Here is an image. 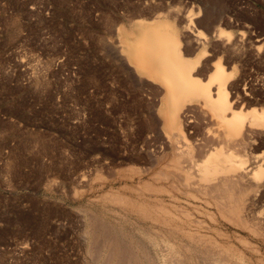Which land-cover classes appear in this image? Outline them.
I'll list each match as a JSON object with an SVG mask.
<instances>
[{
	"label": "rangeland",
	"instance_id": "rangeland-1",
	"mask_svg": "<svg viewBox=\"0 0 264 264\" xmlns=\"http://www.w3.org/2000/svg\"><path fill=\"white\" fill-rule=\"evenodd\" d=\"M190 14L198 16H191L196 19L189 26L192 32L181 28ZM158 16L176 20L185 31L181 47L186 59L194 60L205 50L196 77L208 81L215 64L221 61L227 71L235 72L230 82L234 109L247 112L264 108V0H0V264H171L172 254L179 256L182 264H193L198 259L199 264L202 259V264H220L221 258L223 264H264V234L240 229L219 215L220 223L214 226L204 217L210 208L189 203L165 180L159 184L152 180L154 169L148 167L153 164L151 156L162 154L160 142L155 139L158 126L153 117L163 89L141 80L123 62L119 30L130 31L137 19ZM219 29L231 32V38L226 40L217 34ZM213 122L196 120L188 133L192 138L214 133L218 127L214 124L213 132L209 127ZM148 137L151 140L146 151L151 155L145 151ZM260 138L248 150L250 159L264 155V137ZM204 151L197 154L202 157L200 161L207 153ZM163 155L157 163L161 164ZM165 155L171 158L167 157L171 154ZM146 166L151 176L145 172ZM138 171L149 173V178ZM139 184H143L141 191ZM156 184L162 191L169 188V193L151 197ZM147 185L151 191L144 189ZM134 189L139 192H132ZM262 190L264 187L250 196L255 200L254 215L264 218ZM170 193H175V201L180 203L169 199ZM158 198L178 203L180 211L188 214L203 206V216L195 214L192 219L213 226L219 237L207 231L204 224L199 227L192 223L187 213L184 215L190 219L179 212L183 219L175 224L180 226L185 220V233L188 230L191 235L196 233L194 237L207 235L203 241L197 237L201 249L195 245L190 249L179 247L178 243L191 245L189 241L199 240L184 236L174 223L170 225L175 228L163 227L161 221V225L151 226V216L160 211L154 206L141 209L139 203L159 204L155 200ZM152 207L156 211L148 216ZM147 210L152 211L148 214ZM152 236L161 244L170 241L171 255L163 246H159L160 250L153 247ZM211 236L229 250L224 252L210 242ZM107 238L117 244L116 251L118 246L122 248L121 253L116 252L117 257L112 256L111 249L102 248ZM243 240L253 248L246 251L245 258L230 247L233 244L244 249ZM205 253L210 254L208 261H204Z\"/></svg>",
	"mask_w": 264,
	"mask_h": 264
},
{
	"label": "bare ground",
	"instance_id": "bare-ground-1",
	"mask_svg": "<svg viewBox=\"0 0 264 264\" xmlns=\"http://www.w3.org/2000/svg\"><path fill=\"white\" fill-rule=\"evenodd\" d=\"M192 14L188 15L190 17V19L188 18V21L184 19L185 22L187 21L186 22L187 24L184 25L183 27H181L182 29L189 30V28H190L189 26L193 25L191 23L193 21H195L198 16L196 17V16H193ZM191 16L196 17V19L193 20V18H191ZM175 21L176 20L171 21V19L169 20V18L161 17V16H158L152 20H148V19L147 20L146 19H139L138 20L137 19L132 24V26H131L132 29L130 31H128L126 29H120L119 30L120 31L119 36L121 37V40H122V41L121 40L120 41H121V43H123V45L121 44V47H120L121 48L120 56H121L123 62L127 66H129L131 71L135 75H137L141 80L146 79L150 83H153L155 85L157 84L155 86L156 88L159 85L163 89V91L160 92L161 96H163L161 98L162 100L160 99L161 100L160 104H159L160 106L158 107V110L156 109L157 110V113L155 112L156 116L153 117V119H155L154 124L158 126V127L155 126L157 128V131L156 130L155 131L157 132L156 134H157L158 138H155V137L154 138L159 140L158 144L160 142V148H159L160 150L159 151H161L160 153H162V154L159 153L160 154L159 157L164 154L163 156H164V158H166L165 154L168 153L171 155H168L167 157L168 158L171 157V158H169V159L166 158L167 159V161H165L166 163L164 162V160H165L164 158H163L162 162L160 161L161 164L165 163V164H163L165 166L162 165L163 166L162 168H164V169H162L161 164H159V162L158 163L156 162L157 158L159 159V157H154L155 155L154 156L152 155L151 157L153 159V164L152 165H150L151 163L148 164L149 165L148 167L151 166V168L154 169L153 170L154 175L152 174L153 176H151V172H149L151 169L148 170L149 168L147 166L146 167H147L148 171L144 168L146 170L145 172H149L150 176L153 177L152 180L154 179V181H156V183L158 182V184L161 181H163V182L167 181V183L169 185V186L168 185L167 186L169 188L173 187L172 190L177 191V193L183 199L190 201L189 203H191V202L198 203L200 205H205L206 208L207 207L210 208L209 210L211 213L206 212L204 217H206V218L208 217L207 221H209V219H210L212 221V223L214 224V226L215 225L217 226V223L220 221V220L219 221L217 220V215H219L222 217L223 220H226V221L232 223V225L234 223L236 225L238 224V227L240 229L246 230L250 233H256L257 235L258 234L263 235L264 234V220H263L264 218L262 217L263 218L262 219L261 217L254 215L252 206H253V203L255 200H254V197L252 198L250 195L260 193L259 190L262 187H264V155L263 156H256L253 159L252 158L250 159L248 157L247 153H248V150L251 149V147L253 145H255L254 143L257 142V139H261L260 137H264V108L260 109V110H258L256 108L255 109L252 108L250 110L247 109V112H244L241 110L238 111L239 109L236 111L234 109V107H233L234 102L231 99V93H230V87H231L230 85L232 83L231 81L235 79L234 78L235 72L227 71L226 67L224 66V64L221 63V61H218L215 64L213 73L210 75L208 81L203 82L198 77H196V75H195V74H197L196 70L198 69V67L201 63V60L203 59L206 52H205V50L201 49L202 54L200 56H198L196 59L195 58H194V60H189L190 58L186 59L187 57L185 58V56H184L185 51H183L182 47H181L182 43H183L181 41V39H182V37H184V35L182 36V34H183V32L185 33V31L182 30ZM181 24H183V23H181ZM191 30L193 31V29H191ZM191 30H189V31H191ZM197 32H200V31H197ZM216 33H217V31H216ZM219 33H220L221 37L224 36L225 38L227 37L228 39L231 38V34H230L231 32L228 33V32H226V30L220 31V29H219L217 34H219ZM200 34L202 35L201 32H200ZM195 35H197V33H195ZM205 38H206V36H205ZM218 38H219V36H218ZM227 38H226V40H227ZM197 41L199 43L200 40H197ZM198 43H197V45H198ZM204 48H206V47H204ZM134 74L132 76L134 78H136L134 76ZM142 85H145V84H142ZM236 86H237V84H236ZM160 87H159V91L161 89ZM149 88L150 87H148V89ZM156 88H155V91L157 90ZM155 91L153 89L154 93H155ZM245 92H246V90H245ZM238 94H237V96H238ZM247 95H248V93H247ZM239 97H240V95H239ZM238 101H240V100H238ZM237 105H238V103H237ZM235 108H237V107H235ZM157 118H158V120H157ZM196 120H200V121L206 120V121H210V122L211 121L216 122V123L213 122L212 123L213 125H211V124L209 125V127L211 126V128L214 129L213 132L216 130L215 127L216 128L218 127V128L214 133L209 132L212 130V129H210V130H208L209 133L206 132V133H203L202 135L200 134L201 136H196V134H195L196 137L194 136L195 138H192L191 137L192 135H189L188 132L191 129L192 124L193 123L195 124ZM214 124H215V127H214ZM216 124H217V126H216ZM155 131H153L152 133H154ZM150 134H151V132H150ZM192 139L194 140V142L190 143V140L192 141ZM149 140H151V137H148L145 141L143 140L147 145V146H145V151L147 149L146 147H148V145L150 143ZM145 143H143V144H145ZM217 144H219L220 146L215 147ZM153 145H155V144H153ZM212 147H214V148H212ZM153 148H151V146H150V149H153ZM207 148H209L210 150L212 148V150L209 152L204 151V149L206 150ZM147 150H149V148ZM203 151H204V153H206V152L207 153H206V155L204 154L205 155L204 160L202 159L200 161L199 157L202 158L200 155H201V152H203ZM153 152H155V151H153ZM140 153L142 154V152H140ZM140 153H139V155H141ZM143 153H145V152H143ZM147 153L148 154L150 153V155L152 154L151 151L147 152ZM199 153H200V155L198 156L197 154H199ZM156 154H158V153H156ZM144 156L146 158L147 157L150 158L149 156H146V154ZM196 156L198 157L197 161L195 160ZM161 159H162V157H161ZM198 160H199V162H198ZM158 166L160 167V170L158 169L159 171H157ZM145 172H143V171L139 172L138 171V173L140 175H142ZM139 174L137 176H139ZM148 174L145 173V175H147V176H148ZM145 175H142V176H145ZM147 176H145V177H147ZM148 178H149V176L147 177V179ZM140 179L142 180V177H140ZM147 183L149 185H151L150 184L151 182H147ZM147 183H144V186ZM142 185L139 184L138 189L143 187ZM149 185H147V187H144V189L146 188V191H151V189H150L151 186H149ZM170 185H171V187H170ZM148 187H150V188L148 189ZM153 187H152V190H154V191H152V192H154L155 195H151V197H155V198H156V196L162 197L164 193H169V192H167L169 188H167L166 190L164 188L163 189L164 191H162L161 185L159 186L160 188L157 187V184H156V187H157L156 189H155L154 185H153ZM133 188H135V187H133ZM135 189L131 190V191L132 192L137 191V193L139 191H141V189H139V191L135 190ZM262 191H264V190H262ZM142 192L144 193L145 191L143 190ZM161 192H163V194ZM149 193H151V192H149ZM171 194L172 193H170L168 195L170 197L169 199L173 200V202H174L176 199L175 193H174V195L173 194L171 195ZM134 195H136V194H134ZM138 196L139 195H137V197ZM144 196L145 195H143V197ZM140 197H142V196H139V198ZM128 199H131L130 196H129V198L127 197V200ZM178 199H181V198L178 197ZM140 200H142V199H140ZM149 200L152 201L153 199L152 200L149 199ZM155 200L159 204L152 205L149 203V204L143 205V203L140 202L139 204H141L142 207L140 205L138 206V208L141 207V209L144 207H145L144 209H146V208H150L151 206H154L157 211H160V213L158 215H156L154 217L151 216L152 221L149 220V222H152L151 226L157 227V224L159 225L160 221L163 222V223H161L163 227H166V225L171 226L170 224H172V223L175 224V222L178 223L179 220L183 219L181 217L180 213H183L182 214L183 217H188L187 215H184L188 211L187 212L186 211L182 212L183 210L180 211V208L177 205L178 203H176V205H174V204H171V202H169V201H168L169 202L168 203L163 198H161L160 200L158 198L159 201L157 199H155ZM179 201H175V202H179ZM182 202H183V200H182ZM185 203H187V202H185ZM179 205L182 206V204H179ZM190 205H192V204H190ZM192 207H194V205ZM198 207L199 208L195 207L196 209H193V211L194 210L195 211L194 212L192 211V213L190 212L191 214H188L189 212L187 213L189 215V217L191 216L190 217L191 219H192V217H196L195 214L198 217L200 216V214H203L202 213L203 210L201 208L203 206H201V207L198 206ZM211 207H213L215 209V212H214L215 214L212 213ZM168 209H170V210H168ZM171 209L172 210L176 209L177 211L173 210V212H174L173 213ZM182 209H185V208H182ZM156 210H154V208H153V212H151L153 214H151V213L149 214V212L152 210H150V211L147 210L148 212L147 211L146 212L149 214L148 216H150V215H154V212ZM140 211H142V210H140ZM206 211H208V210H206ZM143 212L145 213V211H143ZM143 212H141V213H143ZM147 213L143 214V217H145L144 215L147 216ZM138 214H140V213H138ZM202 216H200V218ZM144 219H143V221H144ZM146 220L148 222V219H146ZM172 220H174V221H172ZM183 221H184V223H182ZM183 221L181 222L182 225H180V226L179 225L177 226L175 224L176 228H178L177 230L179 232H181L184 236L190 237L191 233L189 234L188 230H187V233L184 232V229H186L187 226L186 227L183 226L185 224V220H183ZM188 221L190 222V220H188ZM188 221H187V223H188ZM191 222L197 223V225L198 226L201 225V227L204 224L203 227L206 228L207 231H210V233L214 232V235H216L218 233V232L215 233L216 229H213V226H211V225L206 226L207 224L204 221H201V220L194 218L191 220ZM192 223H190V224H192ZM163 224H165V225H163ZM138 228H141V227H138ZM144 228H145V226H144ZM169 228H175V227L171 226ZM169 228H168V230H169ZM158 229H160V228H158ZM179 229L182 231H180ZM206 229H203V230H206ZM142 230H144V229L142 228ZM146 230H147V228H146ZM199 230H201V229H198V231ZM147 231H149V230H147ZM193 232H195V230H193ZM199 232H202V231H199ZM141 233H144V232L142 231ZM146 233H145V235H147ZM167 234H169V232ZM167 234L165 233L166 236H167ZM195 234L193 233V235H191L190 238H193L195 236ZM183 235L181 236L182 239H184ZM218 235H220V233H218ZM170 237L168 239H170ZM178 237L179 236L177 235V238ZM197 237H199V239L201 241H203L202 239H204V238L206 239L207 235L205 234V237H204V235L199 236L197 234ZM197 237H194V238L198 239ZM217 237H219V236H217ZM217 237H215V238H217ZM152 238L154 239L153 236H152ZM152 238H150L151 239L150 244L153 245V247L159 249V246H163L168 251V254H170V252H172L173 245H171L170 241H163V243L161 244V243H159L160 241L158 242L156 239L152 240ZM190 238H189V240H190ZM215 238H213L211 236V238L209 237L208 239H209V241L211 240L210 242H212L214 245L219 246L221 249H223L224 252H226L225 249L229 250V248L227 249L223 245L225 243H223L222 244L223 246H221L220 243L218 242V240ZM236 238H239V237H236ZM147 239H148V237H147ZM108 240L111 241L112 239L110 240L109 238H107L106 241H108ZM191 240H193V239H191ZM200 240L196 241V242L189 241V242H191V245H188L187 244L188 242L186 244H183V243H178L176 240L175 241L178 243L179 247H181V248L183 247V248L190 249V248H193V245H195V246H199L198 248L201 249L202 245L199 244V243H201ZM245 240H243V242ZM94 241H96V240H94ZM109 241L108 242L103 241L104 244L107 243V245H109V246L104 245V244L101 246L105 251L107 249H111L109 251H111V253H113L112 256H114L116 254V257H117V255H118L117 253L120 252L119 249H122V248H119V246H118L119 252H117L118 250L117 251L115 250V248H117L116 247L117 244L113 241H111V242H109ZM176 242H174V243H176ZM243 242H241L243 244V246L242 245L241 246L244 249H240V248H238V246H234L233 244H232V246H230L232 249L231 248L230 249L233 250V248H234L235 253L237 252L240 256H243L245 258L246 257L245 256L246 251L253 249V248H252V244L249 243L248 241H245L244 243ZM96 243H98V241ZM148 244H149V242H148ZM207 245H208V243H207ZM209 247H207V248H209ZM228 247H229V245H228ZM125 248H126V245H125ZM158 249H156V250L158 251ZM195 249H197V248H195ZM141 250H143V248ZM215 250H217V249H215ZM215 250H213L212 252H214ZM212 252L210 251L208 253L212 254ZM186 254H188V253H186ZM206 254L207 253L202 254V255H205V256H203L204 261H206L207 257L210 256V254H207V255ZM219 254H220V250H219ZM226 254L228 256L229 253H226ZM108 255H110V253ZM174 255H176V254H174ZM174 255L172 254L173 259H172V261H170L171 264H182L180 261L181 259L179 260L177 258L179 256L175 257ZM202 255H201V257H202ZM112 256H109V257H112ZM166 256L169 257L168 255H166ZM164 257H165V255H164ZM182 257H183V255H182ZM113 258H115V257H113ZM195 259H197V258H195ZM198 260H196V261L198 262ZM202 260L200 262L201 264H202ZM214 260H216V259H214ZM214 260H211V261L214 262ZM218 260H220V259H218ZM222 260H223V258H221L220 264L221 263L223 264L224 260L223 261ZM164 261H166V260H164ZM164 261L162 263H164ZM167 262L170 263L169 260ZM167 262H165V263H167ZM191 262H192V260H191ZM197 262H196V264H199ZM156 263H157V261L155 262V264ZM208 263H210V262H208ZM208 263H206V264H208ZM183 264H186V263L183 262ZM203 264H205V262H203ZM224 264H226V263L224 262ZM238 264H242V263L238 262Z\"/></svg>",
	"mask_w": 264,
	"mask_h": 264
}]
</instances>
